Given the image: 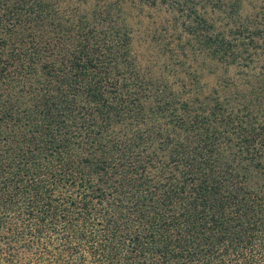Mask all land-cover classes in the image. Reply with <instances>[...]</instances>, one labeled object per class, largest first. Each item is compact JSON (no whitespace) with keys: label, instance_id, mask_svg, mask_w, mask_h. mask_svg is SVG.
<instances>
[{"label":"trees","instance_id":"obj_1","mask_svg":"<svg viewBox=\"0 0 264 264\" xmlns=\"http://www.w3.org/2000/svg\"><path fill=\"white\" fill-rule=\"evenodd\" d=\"M127 2L180 24L160 46L176 87L168 61L136 64ZM247 3L94 0L53 24L47 0L5 7L58 47L0 51V81L39 79L0 100V264H264V0ZM205 60L240 83L205 91Z\"/></svg>","mask_w":264,"mask_h":264},{"label":"rangeland","instance_id":"obj_2","mask_svg":"<svg viewBox=\"0 0 264 264\" xmlns=\"http://www.w3.org/2000/svg\"><path fill=\"white\" fill-rule=\"evenodd\" d=\"M16 1L19 0H0V51L1 55H6L12 50L13 47L21 49L28 46L29 42L33 45L40 47L37 56L40 57V61H43L48 57V53H54L57 51V30L54 26H37L30 22L29 16L25 11H18L16 14L8 17H4L5 7L12 9ZM94 0H47L51 9V22L56 23L58 21L66 22L71 19H75L77 13L83 12L84 6H88L93 3ZM128 8L126 9L125 20L129 23L132 33L131 51L134 54L136 64L141 67L150 66L151 70L158 71L156 68L159 62L168 61L164 66V73L168 77V81H172L173 87L177 84L175 79H180L171 70L174 67L171 59H167V53L161 52V43L165 40L174 45L176 43V32L174 29L179 30L180 24L177 28H171V15L163 6L160 8H153L144 6L142 9H138V4L127 2ZM245 9L250 10V5L247 0H244ZM13 5V6H11ZM20 8V7H17ZM16 8V9H17ZM13 10L14 11L16 10ZM12 13V14H13ZM161 23V25H160ZM163 25V26H162ZM159 33L157 39L155 36H151L153 32ZM182 35L184 32H182ZM160 36V37H159ZM22 39V40H21ZM165 39V40H163ZM49 43V48H45V44ZM175 46V45H174ZM202 63V70L198 68V64L192 63L190 71L199 69L202 73L199 76L200 82L203 84L205 91L215 86L218 90L221 89L223 83V76L230 75L231 81L240 83L241 76L235 73V68L229 66L224 69L222 66L215 65L213 70H209L207 66L208 61L205 60ZM198 63V62H197ZM32 64V63H31ZM37 66V64H32ZM159 68H162L160 65ZM182 75V74H179ZM39 87V79L35 75L19 76L15 75L9 80L0 81V100L17 101L18 99L25 98L31 95ZM220 92V91H219ZM221 93V92H220ZM1 103V101H0Z\"/></svg>","mask_w":264,"mask_h":264}]
</instances>
